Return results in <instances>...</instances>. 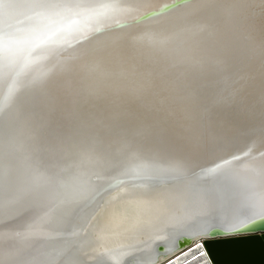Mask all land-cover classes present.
Returning a JSON list of instances; mask_svg holds the SVG:
<instances>
[{
	"label": "bare ground",
	"instance_id": "1",
	"mask_svg": "<svg viewBox=\"0 0 264 264\" xmlns=\"http://www.w3.org/2000/svg\"><path fill=\"white\" fill-rule=\"evenodd\" d=\"M7 2L55 52L24 88L36 53L0 52V264H157L264 215V0Z\"/></svg>",
	"mask_w": 264,
	"mask_h": 264
},
{
	"label": "water",
	"instance_id": "2",
	"mask_svg": "<svg viewBox=\"0 0 264 264\" xmlns=\"http://www.w3.org/2000/svg\"><path fill=\"white\" fill-rule=\"evenodd\" d=\"M221 227L205 229L197 241L183 237L178 252L157 264H264V215L232 230Z\"/></svg>",
	"mask_w": 264,
	"mask_h": 264
},
{
	"label": "snow or ice",
	"instance_id": "3",
	"mask_svg": "<svg viewBox=\"0 0 264 264\" xmlns=\"http://www.w3.org/2000/svg\"><path fill=\"white\" fill-rule=\"evenodd\" d=\"M16 7H20V5L8 3L7 0H3V2L0 3V8L3 9L2 13H0V52L3 53L5 73L7 75L10 57L14 52L24 49L28 50L29 55L35 52V70L41 73V77L27 82H18L17 86L19 88H24L27 87L28 84H31L33 87H36L45 82L47 72L43 70V61L48 60L49 57L54 54L55 49L51 46V41L42 38L40 35L22 34L12 30L8 10ZM26 7L31 9L38 16H50L59 14L65 10H71L74 7L82 6L52 2V0H36L35 3L28 4ZM234 159H238V157H234ZM39 180V174H37L35 178L29 176L25 186L29 189L39 188L41 187ZM9 187L10 189L14 187V182L11 178L9 179ZM253 223H255V221H253Z\"/></svg>",
	"mask_w": 264,
	"mask_h": 264
}]
</instances>
